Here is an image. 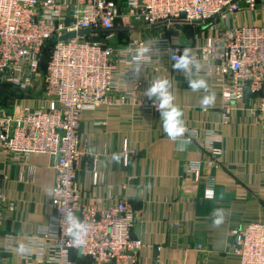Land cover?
Listing matches in <instances>:
<instances>
[{
  "label": "crops",
  "instance_id": "0c3cea01",
  "mask_svg": "<svg viewBox=\"0 0 264 264\" xmlns=\"http://www.w3.org/2000/svg\"><path fill=\"white\" fill-rule=\"evenodd\" d=\"M256 16L255 11L245 9L225 20L217 19L213 26L264 24ZM182 24L148 26L123 15L111 31L109 44L116 60L114 94L133 89V79H139L144 82L140 95L149 99L144 91L151 81L169 80L173 104L182 111L183 136L169 138L160 113L129 104L102 105L80 116V138L89 149L76 174L82 196L91 200L111 194L136 211L132 233L142 247L134 263L122 264H240L232 252V230L247 222H264V115L255 111L256 96L248 95L232 104L229 119L223 121L214 65L195 57L197 48L214 32L205 22ZM105 32L99 31V37ZM136 40L150 49L144 53L148 61L141 65L138 77L126 62L136 55ZM174 49L180 54L187 49L198 69L192 65L187 73L173 69L170 54ZM199 78L205 80L207 90L189 87V80ZM7 84L6 91L0 93V112L47 103L40 81L29 91ZM209 94L214 100L203 106L201 100ZM208 129L221 138L209 140ZM126 142L137 151L128 166L123 165L121 156ZM212 146L221 148L222 155L215 165L208 166ZM93 157L97 158L96 172ZM192 160L202 163L199 179L184 171ZM129 175L134 178L128 179ZM209 176L214 179V199L203 196ZM55 183L49 155L30 154L21 159L0 150V187L14 206L13 210L5 207L0 220V264H41L52 256L48 246L53 243L46 233H50L55 213L51 204ZM217 209L224 218L214 225ZM29 243L33 250L25 259L20 248ZM71 258L78 264H103L77 253H71Z\"/></svg>",
  "mask_w": 264,
  "mask_h": 264
},
{
  "label": "built area",
  "instance_id": "2783aa9c",
  "mask_svg": "<svg viewBox=\"0 0 264 264\" xmlns=\"http://www.w3.org/2000/svg\"><path fill=\"white\" fill-rule=\"evenodd\" d=\"M257 1L0 0V79L22 91H29L40 81L43 95L48 98L44 106L0 112V150L21 159L30 154H47L56 172L51 199L55 213L50 233H46L53 243L48 246L52 256L41 264H77L71 253L95 263H134L142 247L141 240L132 233L136 211L129 204L114 199L111 194L84 199L76 185L80 161L89 154L79 131L84 111L102 105L129 104L159 113L153 103L155 99L141 97L142 80L133 79V89L114 94L116 60L109 41L117 19L127 15L148 26L176 21L205 22L214 33L197 48L195 57L214 65L225 122L232 104L248 95L256 96L255 111L264 115V24L213 25L217 18L225 20L245 9L256 11ZM261 1L264 6V0ZM99 29L108 31L99 37ZM80 30L91 32L60 39ZM50 41V54L42 73L41 60ZM135 43L138 49L144 46L142 41ZM179 55V50L174 49L171 61L175 62ZM133 57L126 61L131 67ZM147 61L144 55L140 58L142 65ZM207 138L215 141L221 137L208 129ZM136 153L126 142L121 153L123 165L128 166ZM210 155L206 164L213 166L222 149L212 146ZM96 160L93 157L95 172ZM201 164L199 160L189 161L184 171L198 178ZM133 178L128 176L130 180ZM209 187L214 191L211 176L207 178L203 196ZM214 197L215 192L211 199ZM5 207L14 209L0 187V220ZM69 212L87 226L82 244H74L67 234L64 217ZM232 234V252L240 258V264H264V222H247L233 229ZM32 244L24 248L23 258L30 257ZM44 248V245L39 247L41 256ZM1 258L0 254V261ZM28 264L40 263L29 261Z\"/></svg>",
  "mask_w": 264,
  "mask_h": 264
},
{
  "label": "clouds",
  "instance_id": "9594fccd",
  "mask_svg": "<svg viewBox=\"0 0 264 264\" xmlns=\"http://www.w3.org/2000/svg\"><path fill=\"white\" fill-rule=\"evenodd\" d=\"M150 51L149 48L141 47L137 50L136 55L133 57V67L132 73L134 76H139L141 72V63L140 58L144 53ZM190 65L198 69L199 65L196 64L194 57L189 55V51L185 49L177 58L172 68L176 70L183 71L185 73L190 71ZM189 87L196 91L198 89L207 90V85L204 79H191L188 81ZM170 82L167 79H156L151 81L149 86L145 89L144 95L147 96L150 100L155 97L153 101L157 111L160 113V119L162 121V128L164 132L169 136V138L175 140L178 137L184 135L186 129L184 121L182 119V111L173 104L174 97L170 92ZM214 100V95L209 94L202 98L201 104L203 106L211 105ZM181 148L183 145L180 146ZM114 160H119L117 155H113ZM214 196V191L211 187L206 188L204 191V198L211 199ZM213 224L219 225L223 222V213L221 209H217L213 214ZM65 223L68 225L67 234L72 238L74 244H82L83 237L87 232V226L78 221V219L71 213H67L64 217ZM21 252H24L25 249L23 246L20 248Z\"/></svg>",
  "mask_w": 264,
  "mask_h": 264
},
{
  "label": "rangeland",
  "instance_id": "374dc122",
  "mask_svg": "<svg viewBox=\"0 0 264 264\" xmlns=\"http://www.w3.org/2000/svg\"><path fill=\"white\" fill-rule=\"evenodd\" d=\"M262 2L263 1H261V0L257 1V7H256V11L255 12L257 14L256 17H258L259 19L262 18L263 19L262 21H264V6H263ZM259 10H260V12H259ZM257 12H259V13H257ZM217 19H220V18H217ZM179 23H180V26L183 27L182 22H179ZM189 34H192V33L189 32ZM49 54H50V52L48 50H45V53L43 54V57H42V60H41V67L42 68L40 67V69H39V71L42 72V73L45 72L42 69H45V62L47 61ZM3 82H4V80L0 79V83H3ZM43 90H44V88H43Z\"/></svg>",
  "mask_w": 264,
  "mask_h": 264
},
{
  "label": "water",
  "instance_id": "95a60500",
  "mask_svg": "<svg viewBox=\"0 0 264 264\" xmlns=\"http://www.w3.org/2000/svg\"><path fill=\"white\" fill-rule=\"evenodd\" d=\"M208 21H210V20H208ZM176 22H178V21H176ZM173 23H175V22H173ZM153 26H155V25H153ZM99 31H108V30H106V29H99L98 32ZM90 32H91L90 30H80L79 32H70V33H67V34L61 36L60 39L61 40H64V39H68V38H71V37H74V36H77V35L89 34Z\"/></svg>",
  "mask_w": 264,
  "mask_h": 264
},
{
  "label": "trees",
  "instance_id": "16d2710c",
  "mask_svg": "<svg viewBox=\"0 0 264 264\" xmlns=\"http://www.w3.org/2000/svg\"><path fill=\"white\" fill-rule=\"evenodd\" d=\"M52 41V40H51ZM49 42V46L48 47H46L45 48V50H48L49 51V47L51 46V44H52V42ZM45 53V52H44ZM48 58H49V56H48ZM48 60V59H47ZM47 62V61H46ZM46 62H45V64H46ZM8 82L7 81H4L3 83H0V93L3 91V90H5V89H7L8 87V84H7ZM6 91V90H5ZM3 102V101H2ZM0 106H1V104H0ZM82 258V257H81ZM84 259H86V258H84ZM78 264V263H77Z\"/></svg>",
  "mask_w": 264,
  "mask_h": 264
}]
</instances>
